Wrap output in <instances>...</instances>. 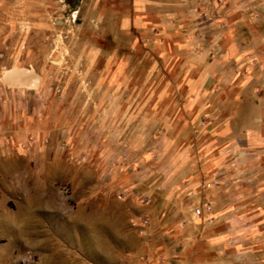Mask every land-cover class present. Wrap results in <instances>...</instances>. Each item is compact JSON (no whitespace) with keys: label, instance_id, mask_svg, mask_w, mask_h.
Returning <instances> with one entry per match:
<instances>
[{"label":"rangeland","instance_id":"374dc122","mask_svg":"<svg viewBox=\"0 0 264 264\" xmlns=\"http://www.w3.org/2000/svg\"><path fill=\"white\" fill-rule=\"evenodd\" d=\"M44 263L264 264V0H0V264Z\"/></svg>","mask_w":264,"mask_h":264},{"label":"bare ground","instance_id":"6f19581e","mask_svg":"<svg viewBox=\"0 0 264 264\" xmlns=\"http://www.w3.org/2000/svg\"><path fill=\"white\" fill-rule=\"evenodd\" d=\"M4 78L8 80L9 83L15 84V86L16 84L38 86V76L36 75V73L33 70L26 69V68L14 67V68L8 69L5 71ZM44 264H48V263H44Z\"/></svg>","mask_w":264,"mask_h":264},{"label":"built area","instance_id":"2783aa9c","mask_svg":"<svg viewBox=\"0 0 264 264\" xmlns=\"http://www.w3.org/2000/svg\"><path fill=\"white\" fill-rule=\"evenodd\" d=\"M199 212H200V209H197V213L199 214Z\"/></svg>","mask_w":264,"mask_h":264}]
</instances>
